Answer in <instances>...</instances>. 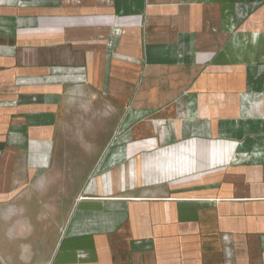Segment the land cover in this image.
Wrapping results in <instances>:
<instances>
[{
    "label": "crops",
    "instance_id": "obj_1",
    "mask_svg": "<svg viewBox=\"0 0 264 264\" xmlns=\"http://www.w3.org/2000/svg\"><path fill=\"white\" fill-rule=\"evenodd\" d=\"M75 89L123 114L65 211ZM0 264H264V0H0Z\"/></svg>",
    "mask_w": 264,
    "mask_h": 264
},
{
    "label": "rangeland",
    "instance_id": "obj_2",
    "mask_svg": "<svg viewBox=\"0 0 264 264\" xmlns=\"http://www.w3.org/2000/svg\"><path fill=\"white\" fill-rule=\"evenodd\" d=\"M82 82H86L83 76L74 77L73 83L75 86ZM81 93L76 89L70 93L69 103L60 117L54 138L52 172L56 175V178L65 179V181L62 182L60 188L53 187V189H59V192L53 193L60 196V191L66 192L63 195L64 201L62 202L65 211L68 207L70 210L72 209L74 204L72 202L67 203V201H71L75 195L82 193L85 183L92 182L102 173H105L96 172L92 169L98 157L96 152L103 140L100 136L107 134L109 127L118 126L123 114V109L112 106V102L108 100L105 93L100 92L99 94L96 92L93 94L89 92L84 95ZM92 100L96 102L95 106ZM97 101H100V103ZM84 132L88 134L86 138H83ZM93 132L96 134L92 135ZM79 147L85 152L83 156L77 153ZM54 186H57V183ZM43 201L44 198H37L35 202L37 213L43 210ZM56 204L60 209V202ZM44 223V220H37V227L43 229V234L39 236L37 246L50 244L49 236L48 241L45 240Z\"/></svg>",
    "mask_w": 264,
    "mask_h": 264
}]
</instances>
